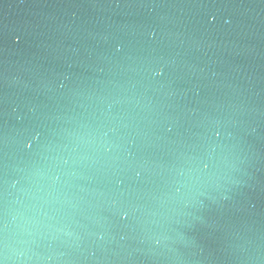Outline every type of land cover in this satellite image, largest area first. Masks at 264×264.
Instances as JSON below:
<instances>
[{
  "label": "water",
  "instance_id": "obj_1",
  "mask_svg": "<svg viewBox=\"0 0 264 264\" xmlns=\"http://www.w3.org/2000/svg\"><path fill=\"white\" fill-rule=\"evenodd\" d=\"M0 264H264V0H0Z\"/></svg>",
  "mask_w": 264,
  "mask_h": 264
}]
</instances>
